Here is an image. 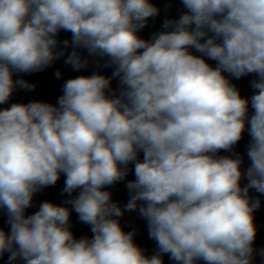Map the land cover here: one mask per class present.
<instances>
[{"label": "clouds", "instance_id": "obj_1", "mask_svg": "<svg viewBox=\"0 0 264 264\" xmlns=\"http://www.w3.org/2000/svg\"><path fill=\"white\" fill-rule=\"evenodd\" d=\"M180 2L185 11L146 40L138 33L160 11L151 0H0V105L17 88L35 89L14 74L43 71L66 53L73 71L93 60L113 69L67 79L55 105L0 109L8 264H164V255L174 264H254L259 255L264 264V248L254 247L261 201L250 195H264V0ZM61 31L71 38L59 40ZM248 75L250 99L229 78ZM246 130L242 170L234 148ZM129 165L122 208L106 189ZM62 174L68 199L26 215ZM72 211L91 238L73 235ZM126 211L146 221L152 255L122 228Z\"/></svg>", "mask_w": 264, "mask_h": 264}, {"label": "water", "instance_id": "obj_2", "mask_svg": "<svg viewBox=\"0 0 264 264\" xmlns=\"http://www.w3.org/2000/svg\"><path fill=\"white\" fill-rule=\"evenodd\" d=\"M151 2L160 10L159 14L150 18L147 25L141 29L138 35L143 39H151L154 33H157L162 30V25L165 19H177L179 15L185 11L180 0H151ZM71 34L69 32L61 31L58 34L59 40L70 39ZM70 51V49H69ZM194 54L195 50H192ZM82 55L87 57L86 52H82ZM67 53L64 57H61L59 60L54 61L51 66L40 72H34L30 74H14V79L23 78L29 83L35 84V89L28 91L22 88H17L11 99L7 104L0 105V109L10 107L12 103H28L31 101H43L47 103L56 104L57 98L62 94V85L67 79L75 78L79 75H92L94 72H99L105 76H111L113 71L112 68L103 67V62L97 63L94 60L89 64L85 69L80 71H73L70 65H66L64 60L66 59ZM91 59V58H90ZM208 63L215 66V62L209 60ZM59 70L62 73L61 78H56L55 72ZM225 75H228L225 73ZM231 82L238 88L242 97L249 98L252 96L254 90L251 88V80L255 77L253 75H248L240 79H235L229 77ZM111 88L113 90L118 89V81L116 79L112 80ZM251 107L249 108V115H251ZM250 141V136L247 130L244 132L242 139L235 146L234 151L243 156L244 161L242 164V170L246 169L249 165L247 158V145ZM219 155H232L230 152L221 151ZM143 158V154H140V159ZM129 173L124 181L117 182L116 184L109 186L106 190L110 191L112 194V200L117 202L122 208L127 203L129 199L128 189L126 188L127 180L134 179V165H129ZM65 177L62 174L60 179L57 181L56 185L49 186L44 188L42 191L36 193L33 198V206L26 210V215H31L38 210L39 205L43 201H50L58 205H62L66 199H68L67 194L62 193V188L64 187ZM247 181L242 180V185ZM76 193H73V196ZM252 197H259L261 201V206L258 210L254 212L255 224L257 227V235L254 242V247L259 251L264 248V195H260L254 191H250ZM68 207H71L70 205ZM120 223L124 231H133L135 230L134 241L140 246L145 254L150 256L156 249V242L149 238L147 223L141 218L136 211H126L124 215L119 218ZM6 214L0 210V228H3L5 231L9 230L7 224ZM70 225L73 235L79 239L81 237L91 238L92 232L90 226L79 221L78 214L75 211L71 212L70 215ZM261 257L256 256L254 264H260ZM164 264H174L172 260L169 259L168 255L163 256ZM0 264H8V255L5 254L3 257H0ZM15 264H23L22 261H17ZM203 264V262H199Z\"/></svg>", "mask_w": 264, "mask_h": 264}]
</instances>
